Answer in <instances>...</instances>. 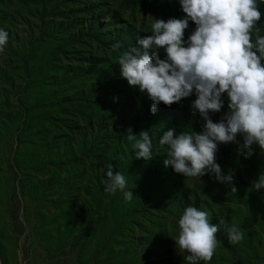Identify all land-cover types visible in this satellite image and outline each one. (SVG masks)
Wrapping results in <instances>:
<instances>
[{
  "label": "rangeland",
  "instance_id": "1",
  "mask_svg": "<svg viewBox=\"0 0 264 264\" xmlns=\"http://www.w3.org/2000/svg\"><path fill=\"white\" fill-rule=\"evenodd\" d=\"M47 2L60 6L54 16L27 7L0 26L9 33L0 52V264H187L174 239L188 206L207 211L213 224L223 218L244 232L231 244L221 228L207 264H264V189L252 187L264 172L258 146L245 159L235 143L218 145L216 163L224 175L234 174L236 192L210 174L185 177L165 167L167 146L160 142L150 161L128 158L136 153L132 142L118 148V133H126L151 100L121 77L112 46L139 48L138 40L151 34V17H184L178 1ZM258 3L264 13V0ZM56 15L61 24L40 45ZM258 24L264 34V16ZM194 29L190 21L185 39ZM148 51L166 55L155 46ZM195 99L165 107L172 129L179 107L190 120L199 116L191 109ZM223 99L221 112L210 113L213 122L228 111ZM164 130L158 127L161 138ZM124 159L132 160L128 170ZM108 164L125 175L130 202L103 190Z\"/></svg>",
  "mask_w": 264,
  "mask_h": 264
},
{
  "label": "clouds",
  "instance_id": "2",
  "mask_svg": "<svg viewBox=\"0 0 264 264\" xmlns=\"http://www.w3.org/2000/svg\"><path fill=\"white\" fill-rule=\"evenodd\" d=\"M183 18H152L151 34L138 40L139 48L130 47L122 52L121 45L112 46L118 52L120 75L129 86L138 87L152 101V114L157 105L170 107L195 94L191 104L204 121L202 130L164 132L160 144L167 146L165 167H171L185 177L210 174L221 184L230 185L233 192L234 174L227 175L218 163V145L235 143L237 154L245 159L253 154V146L264 152V34L258 22L264 13L258 0H179ZM195 29L185 39L189 22ZM9 33L0 29V52L8 42ZM153 46L166 54H149ZM226 96L228 111L218 122L210 113L224 108ZM242 137V143L237 137ZM127 140L136 150V159L150 161L152 140L148 130L133 135L127 130ZM106 178L101 183L108 194L123 193L130 202L134 195L126 190L127 179L108 164ZM256 191L264 189V172L252 181ZM207 211L188 206L178 220L179 232L175 247L187 253V264L211 261L220 241L217 233L223 228L229 243L237 244L244 232L235 224L219 218L213 224Z\"/></svg>",
  "mask_w": 264,
  "mask_h": 264
},
{
  "label": "trees",
  "instance_id": "3",
  "mask_svg": "<svg viewBox=\"0 0 264 264\" xmlns=\"http://www.w3.org/2000/svg\"><path fill=\"white\" fill-rule=\"evenodd\" d=\"M174 1V0H173ZM179 3V0H177ZM38 3V5L33 6L31 4H35ZM28 7V12L31 11V8H33L34 12L38 13L40 10L43 12V14H52L54 16L55 12H57L58 9H60V6L58 5H53L51 2H47V0H0V17H5L3 20H0V26H3L2 28H6L8 27V21L6 20L7 16H11L13 18L17 17L18 15H20L23 12V8H27ZM58 17L61 18V15H56L55 18H57L56 21H54L52 23V26L50 28H47L44 32V36H42V41L39 42L40 45H44V44H48V41H44V38H48L49 36L52 35V30H54L53 28L58 27L61 24V19H59ZM187 32V30L185 31V33ZM123 45V41L121 43ZM120 50H123L122 47H120ZM80 73V72H79ZM78 73V74H79ZM70 102V101H69ZM100 103H103V101H100ZM147 104V102H145ZM148 110H146L144 112L143 115H141L140 117H136V121L132 122L130 121L131 125V130H132V134L133 135H139V133L142 130H148L150 138L152 141V146L154 145V143H158L161 139V131H158V127L165 129L164 131H168L170 129H172L168 123L169 121H171V118L169 119V117H167L164 113H165V106L163 103V107H159V109L157 110V112L155 114H152L150 109L151 106L150 104L152 103V101H148ZM174 104H172L170 107H173ZM176 108V107H173ZM180 110V107L178 109V112ZM176 113V115L172 116V117H177L179 115V119L176 121L175 127L174 129L176 130L177 133L181 132V131H195V132H200L202 130V128L200 127V124L202 123V119L200 116H197L193 119H188V117L186 115H182L181 113ZM181 114V115H180ZM172 115V113H171ZM168 125V126H167ZM156 129V130H155ZM42 130L41 129L37 130V133L39 131ZM154 130V131H153ZM127 132H123V133H118L117 137L119 138V142H120V146H118V148L120 149L121 147H124L129 141L127 140ZM128 158H131L134 160L135 158V152L131 151L128 154ZM219 157H222L223 154L219 153L218 154ZM126 159L123 160V167L128 170L131 168L132 165V160L129 161H125ZM169 175L167 173L168 176L172 175V171H169ZM149 176H145L144 180L148 179Z\"/></svg>",
  "mask_w": 264,
  "mask_h": 264
}]
</instances>
